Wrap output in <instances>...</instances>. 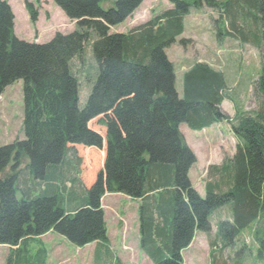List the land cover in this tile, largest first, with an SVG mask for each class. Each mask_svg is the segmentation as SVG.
<instances>
[{"label":"trees","instance_id":"trees-1","mask_svg":"<svg viewBox=\"0 0 264 264\" xmlns=\"http://www.w3.org/2000/svg\"><path fill=\"white\" fill-rule=\"evenodd\" d=\"M53 2L78 31L40 45L16 37L12 8L0 0V97L24 82L25 134L0 148V245L21 249L50 232L80 248L108 244L101 202L122 194L143 202L141 246L154 264H185L183 251L196 232L210 236L211 217L227 205L233 216L220 223L217 238L229 248L257 223L264 261V0H169L171 9L128 34H110V27L125 23L144 0H115L107 10L101 0ZM25 5L36 23L38 10ZM192 10L217 15L219 39L260 51L257 110H237L233 118L224 113L226 76L203 62L184 74L180 98L166 49L184 33ZM91 37L98 72L86 73L94 86L82 109L73 63L85 64ZM223 122L231 126L236 152L208 169L203 198L189 177L197 158L180 128L198 132Z\"/></svg>","mask_w":264,"mask_h":264},{"label":"rangeland","instance_id":"rangeland-1","mask_svg":"<svg viewBox=\"0 0 264 264\" xmlns=\"http://www.w3.org/2000/svg\"><path fill=\"white\" fill-rule=\"evenodd\" d=\"M3 1H7L12 8L15 15V35L21 41L44 45L49 43L57 34L67 36L78 31L77 22L68 18L54 4L53 0H27L38 10L39 16L36 23H32L30 19L25 5L26 0ZM114 1L101 0V6L107 10L111 8ZM172 7L169 0H144L139 9L125 23L110 27V34H128ZM215 19H217V15L211 10H192L184 19V33L177 38L175 44L166 49V54L174 65L176 89L181 99L184 97V74L195 63L203 62L220 69L226 76L229 86L227 93L230 96L221 108L224 113L233 118L237 110L248 113L258 109L259 98L255 93L254 83L262 74V58L260 51L252 45H244L232 38L219 39L214 23ZM95 41L96 39L92 40L91 37L85 45V64L81 59H77L73 63L74 73L80 83V107L82 109L85 108L94 86L92 84L91 87V81L87 79L86 73L94 70L98 72V65L93 52ZM23 89L24 82L22 80L17 81L7 87L0 97V148L17 140H25ZM180 129L197 151L199 159L193 152L197 158V163L190 171L192 185H195V189L205 198V182L206 180L210 181L207 167L233 157L236 152L237 141L230 124L226 122L215 124L208 130L198 132L191 130L186 124L182 125ZM205 134L208 136V140L204 139ZM27 163L28 160H24L22 168ZM9 170L11 171V169ZM10 171H7V174ZM105 203L108 208L107 220L111 230L114 225L113 213L115 208L120 204H130L126 208L129 209L128 224L131 231L134 232L129 233L133 250L130 247L129 254L123 255L124 259H128L124 260L125 264H154L145 260L142 256V246H139L142 233L138 232L142 227V222L139 225L138 216L141 215L143 202L138 200L126 202L123 195L108 196ZM232 216V205H227L214 212L211 217L212 233L210 236L200 233V239H196L190 248L184 250L185 264H264V261L258 258L257 253L258 245L255 237L257 223L243 230L229 248H226L217 238L216 234L220 223L231 221ZM44 241L46 242L44 248L39 242L26 244L19 250L7 245H0V264H9L10 259L13 260V264H26V259L34 262L33 264H105L101 258L109 251L108 244L101 246L90 244L81 248L77 247L56 233ZM40 249H45L46 252H42ZM112 254L116 256V251H112ZM110 260L109 255L107 264H110ZM114 264L117 263L114 262Z\"/></svg>","mask_w":264,"mask_h":264},{"label":"crops","instance_id":"crops-1","mask_svg":"<svg viewBox=\"0 0 264 264\" xmlns=\"http://www.w3.org/2000/svg\"><path fill=\"white\" fill-rule=\"evenodd\" d=\"M218 70H220V69H218ZM212 127L213 126H211L210 128H212ZM210 128H207L205 130H208ZM191 136H193V135H191ZM207 137L208 136L205 134L204 135V139L208 140ZM194 138H196V137H194ZM185 139H186L187 144L189 145V147H191V149L193 150V152L196 154L197 158L199 159V157L197 155V151L195 150V148L192 147V145L189 143V141H188V139L186 137H185ZM199 163H200V160H199ZM222 163H223V161H221L220 163H217V164H211V165H209L207 167V170L211 166H220V165H222ZM189 177L191 179V172H190V176ZM191 182H193L192 179H191ZM193 187L195 188V185H193ZM107 195L105 197H103L101 203H102V209L105 212V221H106V224H107L108 239H109L107 246L109 248L108 249L109 251H107L105 256L103 258H101V260L103 262H105V264H107L108 263V258H109V255H110V257H111L110 264H114V262H116L117 264H125L124 260H128V259H124L123 255H126V254L128 255L129 254V252L131 251L130 247L133 250V244L130 243L129 233H134V232L131 231L130 225L128 224V220L129 219H128L127 215H128L129 209L126 208V207L130 206V204H125V205L120 204L118 207L115 208V212L113 213L114 225L112 226V230H111V228L109 226V221L107 220L108 219L107 218V209L108 208L106 206L105 199L108 196H123V195H114V194H111V195H108V196ZM124 198H125L126 202L132 200V199L126 197V196H124ZM67 206H68V208L66 209V211L68 213L74 210V209L70 210V206H71L70 204H68ZM72 206H73V208L75 207V205H72ZM139 214H140V212H139ZM138 218H139V225H141L140 216H138ZM54 233L55 232H50V233H48L45 236H42L40 238L29 240L27 244H31V243H34V242H39L41 247L44 248V246L46 247V242L44 240L46 238L52 237V234H54ZM111 233H113V236H111ZM138 233H143L142 227L140 228V231ZM199 234H200V232H196L195 238H194L193 243L191 244V246L196 242V239H198V238L200 239V235ZM93 245L101 246L102 244L94 243ZM139 246L141 247V236H140V245ZM12 248H14L16 250H19L18 247H12ZM114 250L116 251V256H114L112 254V251H114ZM52 251H53V255H54V249ZM184 252L185 251H183V254H184ZM142 256L145 258L146 261H148L150 263L153 262L144 252H143ZM184 260H185V258H184Z\"/></svg>","mask_w":264,"mask_h":264}]
</instances>
